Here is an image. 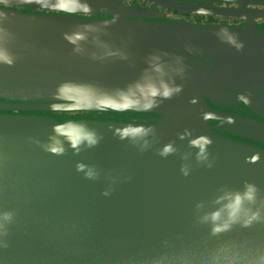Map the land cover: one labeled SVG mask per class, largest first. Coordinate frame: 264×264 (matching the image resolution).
Instances as JSON below:
<instances>
[{"label": "water", "instance_id": "1", "mask_svg": "<svg viewBox=\"0 0 264 264\" xmlns=\"http://www.w3.org/2000/svg\"><path fill=\"white\" fill-rule=\"evenodd\" d=\"M139 1L151 7L0 0V47L13 56L0 63V264L264 258V221L213 234L204 219L246 182L259 189L254 210L264 199V122L238 107L264 119V27L251 19L264 11L247 8L264 0ZM159 7L249 21L170 19ZM164 85L180 91L164 98ZM84 129L98 143L73 149Z\"/></svg>", "mask_w": 264, "mask_h": 264}, {"label": "clouds", "instance_id": "2", "mask_svg": "<svg viewBox=\"0 0 264 264\" xmlns=\"http://www.w3.org/2000/svg\"><path fill=\"white\" fill-rule=\"evenodd\" d=\"M80 10L89 12L90 8L87 4H83L80 6ZM6 18L5 13H0V19ZM2 31V29H0ZM76 39H83V36L77 35ZM74 43L75 40H72ZM232 43H236L235 39L231 40ZM239 48L240 45L236 44ZM0 63L12 65L13 64V56L7 52L4 48L0 47ZM179 87H169L164 85V91L162 93L164 98H170V96L174 92H179ZM156 95V93H153ZM143 134H146L144 131ZM98 137L95 131L84 129L82 131V135L76 139L70 141L71 147L73 149H79L81 144H87L88 146H94L98 143ZM211 143L210 140L204 139L203 144L200 147V157L204 158L206 156V146ZM57 154L62 153L64 150L62 147H57L53 149ZM172 147L166 146L161 153V155H167L172 152ZM83 164L77 165L78 171L84 170ZM86 178L94 179L95 173L89 169L86 172ZM107 195V193H104ZM259 197V189L256 185L252 183H245L243 186V190H237L233 192H227L223 196L219 197L216 200L217 204L221 206L208 213L204 219L208 220L212 223V233L216 234L222 231H226L231 228L233 224L242 223L243 227L250 226L253 222H261L264 221V213H262V209H264V199H261V206L259 208L253 209V205H256ZM4 221H10L12 219L11 213H4L2 216ZM0 228H3V225L0 224ZM259 264H264V258H261Z\"/></svg>", "mask_w": 264, "mask_h": 264}, {"label": "flooded vegetation", "instance_id": "3", "mask_svg": "<svg viewBox=\"0 0 264 264\" xmlns=\"http://www.w3.org/2000/svg\"><path fill=\"white\" fill-rule=\"evenodd\" d=\"M122 2L126 5H138V6H144V7H151V5L147 2L144 1H139V0H122ZM213 4L215 5H225V6H234V7H238L239 5L234 3V2H230L228 3L227 1H222V2H213ZM158 8V7H155ZM247 8L249 9H253L256 11H264V3H251L249 2L247 4ZM159 9L163 10L166 13L167 18L170 19H182V20H187V21H192V22H200V23H213V24H217V23H227L230 25H236V26H243L245 25L249 19H247L248 17H225V16H220V15H211V14H198V13H189V12H184V11H179V10H171L169 8H160ZM187 14V15H186ZM200 18V19H199ZM212 18V20L210 19ZM254 23L257 26L260 27H264V16H257V17H252L251 18ZM198 20V21H197ZM263 91V87L261 89ZM257 94H259V96L264 95V93H260L257 92ZM239 107V112L241 114H245L247 116H251L257 120L263 121L264 119L259 116L258 114H256L255 112H253L251 109H249L244 103H240V105H238ZM258 143V142H255ZM262 146V144H259Z\"/></svg>", "mask_w": 264, "mask_h": 264}, {"label": "trees", "instance_id": "4", "mask_svg": "<svg viewBox=\"0 0 264 264\" xmlns=\"http://www.w3.org/2000/svg\"><path fill=\"white\" fill-rule=\"evenodd\" d=\"M210 19L212 20V18H210ZM53 114L54 115H58V116L62 115V116H70V117H93L91 112H76V113H61V112H57V113H53ZM103 115H104L103 113H99L98 117L102 118Z\"/></svg>", "mask_w": 264, "mask_h": 264}, {"label": "snow or ice", "instance_id": "5", "mask_svg": "<svg viewBox=\"0 0 264 264\" xmlns=\"http://www.w3.org/2000/svg\"><path fill=\"white\" fill-rule=\"evenodd\" d=\"M63 3H64V0H62V5H63Z\"/></svg>", "mask_w": 264, "mask_h": 264}]
</instances>
